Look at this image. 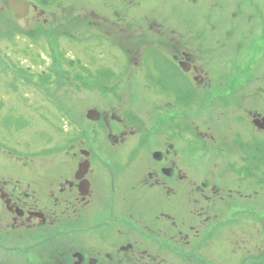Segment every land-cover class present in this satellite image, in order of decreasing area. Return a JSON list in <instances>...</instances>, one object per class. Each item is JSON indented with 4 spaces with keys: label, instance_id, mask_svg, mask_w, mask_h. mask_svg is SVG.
Returning a JSON list of instances; mask_svg holds the SVG:
<instances>
[{
    "label": "flooded vegetation",
    "instance_id": "obj_1",
    "mask_svg": "<svg viewBox=\"0 0 264 264\" xmlns=\"http://www.w3.org/2000/svg\"><path fill=\"white\" fill-rule=\"evenodd\" d=\"M6 1L43 26L66 4L23 0L17 17ZM110 10L80 18L119 49L111 101L79 83L92 102L38 151L0 131V264H264V77L251 61L215 76L213 35ZM253 37L263 48L264 28Z\"/></svg>",
    "mask_w": 264,
    "mask_h": 264
},
{
    "label": "rangeland",
    "instance_id": "obj_2",
    "mask_svg": "<svg viewBox=\"0 0 264 264\" xmlns=\"http://www.w3.org/2000/svg\"><path fill=\"white\" fill-rule=\"evenodd\" d=\"M68 2L73 6L67 5ZM64 3L53 7L51 12L56 13V19L51 21V17L47 26L41 25L44 18L40 25L33 18L27 25L25 20L17 22L5 8L0 13V131L7 134L9 130L20 147L13 140L7 143L26 152L40 150L45 134L48 136L61 126L67 125L63 130L68 129L70 117L65 110H82L87 101L92 102L93 91H87L88 97L77 95L79 83L81 88L95 89L101 96L97 97L98 102L111 101L107 89L117 84L116 78L125 75L119 67L122 58L117 45L109 36L87 27L86 20L80 18L84 12L106 15L109 8L126 21H120L122 25L129 27V22L134 23L131 29L135 25L145 29L146 22L155 21L182 34L213 35L205 42L209 51L215 50L211 59L213 75L224 74L233 63L245 66L251 61L245 76L264 77V45L253 46L252 41L264 28V0H65ZM2 8L0 3V11ZM116 28L124 29L121 25ZM225 34L229 36L224 46L215 48L214 38L221 39ZM156 62L166 64L161 58H156ZM174 76L178 78L177 74Z\"/></svg>",
    "mask_w": 264,
    "mask_h": 264
},
{
    "label": "water",
    "instance_id": "obj_3",
    "mask_svg": "<svg viewBox=\"0 0 264 264\" xmlns=\"http://www.w3.org/2000/svg\"><path fill=\"white\" fill-rule=\"evenodd\" d=\"M5 6L15 12L17 17L25 16L28 10V5L23 0L6 1Z\"/></svg>",
    "mask_w": 264,
    "mask_h": 264
}]
</instances>
